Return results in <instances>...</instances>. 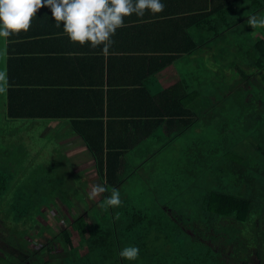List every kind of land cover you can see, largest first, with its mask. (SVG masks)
<instances>
[{
  "label": "trees",
  "instance_id": "obj_1",
  "mask_svg": "<svg viewBox=\"0 0 264 264\" xmlns=\"http://www.w3.org/2000/svg\"><path fill=\"white\" fill-rule=\"evenodd\" d=\"M162 3L159 14L125 18L154 42L123 51L143 63L136 79L107 81L106 104L96 89L104 83H93L92 112L72 121L106 194L119 190L122 204L101 208V196L73 219L62 216L65 226L31 264H264V114L257 111L258 102L264 107V40L247 23L264 0ZM216 107L220 123L190 137L198 118ZM9 172L0 170V211L12 226L27 224L13 231L30 243L33 233H47L27 232L45 205ZM204 231L217 249L191 236ZM126 246L140 249L137 260L120 257Z\"/></svg>",
  "mask_w": 264,
  "mask_h": 264
},
{
  "label": "crops",
  "instance_id": "obj_2",
  "mask_svg": "<svg viewBox=\"0 0 264 264\" xmlns=\"http://www.w3.org/2000/svg\"><path fill=\"white\" fill-rule=\"evenodd\" d=\"M142 34L137 27L124 25L112 37L114 43L110 50L116 52L104 56L102 46L93 49L87 42L83 46L71 42L63 31V24L56 26L51 10L39 9L29 31L7 40L0 38V70L7 72L9 84L6 94H0V129L23 130L30 137L36 135L38 153L40 142L60 146L66 151L68 162L77 160L80 165L88 158L85 157L87 149L74 131L72 121H84L85 114L92 112L88 92L93 83H104L96 89L104 91L106 104L107 81L136 79L143 63L129 61L138 58L134 53L126 60L123 51L152 48L154 42L141 39ZM162 75L165 78L159 80L167 86V69ZM95 109L100 112V107ZM9 114L21 117L12 119L8 118ZM47 153L42 161L53 162L55 156ZM83 169L81 165L78 171Z\"/></svg>",
  "mask_w": 264,
  "mask_h": 264
},
{
  "label": "rangeland",
  "instance_id": "obj_3",
  "mask_svg": "<svg viewBox=\"0 0 264 264\" xmlns=\"http://www.w3.org/2000/svg\"><path fill=\"white\" fill-rule=\"evenodd\" d=\"M260 14H264V8ZM255 30V35L258 34L264 40V28H255ZM165 84L168 85L169 81ZM249 88L254 90L252 84H249ZM224 94L222 96L223 100L219 104L221 109L224 106V98L227 97L226 91ZM220 107H216L211 112L200 116L187 131L189 136L194 138L202 134L205 129L219 124L223 116ZM257 108L260 114H264V107L260 102L257 103ZM30 136L24 134L23 130L20 132H10L3 128L0 129V170H10L9 175L22 179L21 184L31 191L32 196H35L36 192L34 191L37 190V195L34 199L35 201H40L45 206L42 209L39 223L35 225L36 227H32L34 229L27 232L31 234L37 228H42L47 233H33L31 237L28 236L30 243L24 242L22 240L26 238V234H22L23 238H20L13 229L16 228L21 232L27 229V224L19 223L12 226L11 222L0 211V258L10 264H31L32 260L40 256L43 257L45 251L43 247H45V243L50 238L49 235L56 234L65 226L62 216L71 220L90 207L97 206L99 197L95 200L89 199L90 188L92 185L102 184L94 171L93 160L91 159L92 157H89L88 150H86L85 154V157L88 156L85 160L86 162H80L81 164L79 165L77 160H69L70 162H68L65 159L67 158L66 151H63V148L60 146L41 145L40 142V146H38L40 153H38L34 141L36 135ZM254 144L251 145L250 143V145H247L251 151L255 149ZM47 151L52 156H55L53 162L47 163L44 160L42 161L43 155L48 154ZM77 158L74 157V159ZM81 165L84 166V169L78 171ZM110 194L104 193L102 197ZM41 198L44 200L42 201ZM197 229L203 231L204 227L199 226ZM204 234L193 233L191 236L203 244L217 249L218 240L206 237L210 233L204 231ZM35 244L40 245V248L35 247ZM231 252L234 253L232 248L229 251L223 252L226 259L229 260ZM33 253L37 255L32 257ZM57 257V254L51 253L50 259ZM234 258L235 256L230 258V260Z\"/></svg>",
  "mask_w": 264,
  "mask_h": 264
},
{
  "label": "clouds",
  "instance_id": "obj_4",
  "mask_svg": "<svg viewBox=\"0 0 264 264\" xmlns=\"http://www.w3.org/2000/svg\"><path fill=\"white\" fill-rule=\"evenodd\" d=\"M47 7L56 26L63 24L68 39L81 46L87 42L93 49L102 46V55H110L114 43L112 37L124 26L125 18L135 14L143 17L146 12L153 15L164 11L162 0H0V38L19 35L30 30L38 10ZM252 28H264V14L253 15L247 21ZM7 72L0 70V94L8 90ZM108 191L102 184L92 185L89 199L95 200ZM122 204L119 190L113 188L105 196L101 208L119 207ZM140 249L126 246L120 252L121 258L137 260Z\"/></svg>",
  "mask_w": 264,
  "mask_h": 264
}]
</instances>
